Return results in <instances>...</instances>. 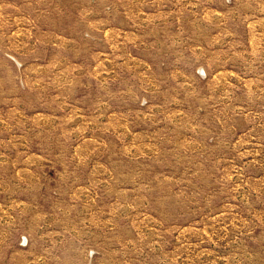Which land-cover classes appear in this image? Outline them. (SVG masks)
Segmentation results:
<instances>
[{
    "label": "rangeland",
    "instance_id": "obj_1",
    "mask_svg": "<svg viewBox=\"0 0 264 264\" xmlns=\"http://www.w3.org/2000/svg\"><path fill=\"white\" fill-rule=\"evenodd\" d=\"M0 264H264V0H0Z\"/></svg>",
    "mask_w": 264,
    "mask_h": 264
}]
</instances>
